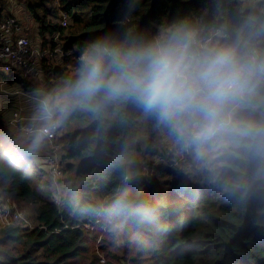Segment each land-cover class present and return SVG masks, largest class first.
Instances as JSON below:
<instances>
[{"label":"trees","instance_id":"16d2710c","mask_svg":"<svg viewBox=\"0 0 264 264\" xmlns=\"http://www.w3.org/2000/svg\"><path fill=\"white\" fill-rule=\"evenodd\" d=\"M55 1H24L28 20L19 17L29 38L26 26L37 25L43 55L48 48L62 54L60 64L41 57L50 98L76 79L97 32L151 40L188 23L213 35L208 46L236 43L245 57L264 61V0H59L53 7ZM8 12L0 0V22ZM0 69V81L23 80L25 89L20 77L34 79ZM234 111L237 140L218 150L211 170L190 175L178 165L155 167L164 132H171L133 103L74 110L56 136L64 167L59 205L32 139L0 114V195L35 210L34 219L27 215L32 227L0 225V264H264V72ZM127 197L152 215L120 214L117 201ZM119 240L124 247L116 248Z\"/></svg>","mask_w":264,"mask_h":264},{"label":"clouds","instance_id":"9594fccd","mask_svg":"<svg viewBox=\"0 0 264 264\" xmlns=\"http://www.w3.org/2000/svg\"><path fill=\"white\" fill-rule=\"evenodd\" d=\"M91 35L96 39L81 56L76 79L42 101L31 151L74 110H100L121 100L154 116L198 158L237 140L234 110L256 86L264 61L245 57L236 43L197 47L198 30L188 23L151 40ZM117 205L120 214L136 212L142 219L154 211L137 208L132 197Z\"/></svg>","mask_w":264,"mask_h":264},{"label":"rangeland","instance_id":"374dc122","mask_svg":"<svg viewBox=\"0 0 264 264\" xmlns=\"http://www.w3.org/2000/svg\"><path fill=\"white\" fill-rule=\"evenodd\" d=\"M24 1L28 2V0H24ZM24 1L23 0H6L7 12L9 11L8 14H13V15L17 14L18 17H22L23 19H27L28 15L26 14V12L24 13V10L26 11ZM59 3H60L59 0H56L55 2H53V7H59ZM60 9H62V8H60ZM64 14H66V13L63 11H60L61 17ZM67 21H68V24H67V26H68L70 23V20L68 19ZM26 27H27V31H29L28 34L31 37L30 39H31L32 55H33V57H36V59H37L39 75L36 76V74H32L34 76V79L29 77L31 75H23L22 77H20L22 79H25L26 82L29 83L28 87L26 88V89H28L31 87L29 90H26L23 87V80H17L14 82L13 85H11V83H8V82L5 83V81L4 82L0 81V90L5 91L4 92L5 94L12 95V96L18 95L19 93L23 94V92L21 90H26L29 92L37 91V92L44 93L45 96L48 97L47 96L48 93L45 92L41 86V82L43 81L42 80L41 67H40L41 66V57L42 56L43 57H49L50 61H51V59H53L57 64H60V61H62L60 55H62V54L60 53V51L57 53H53L52 50L50 48H48V49H46V52L43 55V53H41V51H40V44H42V42L40 41V39H38L37 29H34V27L37 28V25L34 24L33 28H32V26L29 24V26H26ZM203 31H204L203 29L201 31L198 30V33H199L198 43L201 47H208V45L212 42L213 35L209 38L204 37V36H202ZM46 39L48 40V42H51L53 38L50 35H46ZM56 41H57V38H56ZM0 68H2V67H0ZM17 70L20 72H25L22 69H17ZM13 86H15V87H13ZM20 86H21V90H20V88H18ZM37 86H39L40 88L36 89ZM0 95L3 96V94L1 92H0ZM32 96L34 97V95H32ZM24 97L25 96L21 95L20 99L23 100ZM34 98H37V97H34ZM48 98L50 99V97H48ZM37 99H41V101H39L41 104L43 99L42 98H37ZM1 109H3V110L5 109L8 112H10V113H4L6 116L11 115L14 112L16 113L13 115V117L15 119V123L17 126L13 125V123H12L13 119L11 120L10 126L14 127L21 134H23V133L20 132L19 130H23L22 128L25 124L30 123V122H36V121H29L28 119H25L22 116H20L22 113L21 112V106L17 102H15V100H13L11 103H8V104H2ZM0 114L2 115L1 111H0ZM18 114H20V115H18ZM3 117H5V116H3ZM38 125H39L38 127L41 126V124H38ZM14 128H12V129L16 133ZM164 135H165V138L163 139V149L159 151L160 153L166 148V146L168 145L167 143H169L171 145H175L177 143V139L172 133H168L165 131ZM34 136L35 135L28 136V137L32 138V140L34 141ZM56 136H58V127H57V131H56ZM56 138L57 137H55L52 140H49L48 138L45 137L43 139L42 142H44L45 145H46V143L49 145L48 149L44 150L45 154L47 155V157L44 158V160L40 158V156H42V154L37 151V148L35 149L34 153L32 151V153H33L32 155H33L36 163L40 166L39 170L44 172L48 176V179H50L53 182L54 198H55L56 203L59 205L61 202V195L63 193H62L61 184L60 183L58 184V181H59V179H61L63 177L64 167L60 163L61 162L60 156H59L60 145L57 143ZM33 141H32V143H33ZM171 145H169V147ZM222 146H220L219 148L214 149L213 151L209 152L203 158H198L192 150L187 149V148L182 146V150L177 151V153L174 156H172L170 160L167 157L165 159H162L164 161L163 163H165L164 165L163 164L160 165V163L156 162V160H155L154 165H155V167H160V166H169L170 167V165L171 166L178 165V166H182V168H184V170L187 173H189L190 175H195L198 172L200 173L203 170V168H205L207 166H209V168H208L209 170L212 169V167H213L212 163L216 159L217 152H218V150H220V148ZM168 148H167L166 152H168ZM157 155H158V153H157ZM52 165L54 168H57V166H59L62 173L61 174H54L50 170V167ZM144 170L146 171V176L148 175L150 178L153 179L154 170L150 169L149 167L144 168ZM7 202H11L16 206V209L18 210V212L20 214L23 215L26 222L24 223L21 221L13 220L9 224H4L2 222L1 214H0V225H2L3 227H6V226H8V225L10 226L12 224L23 223L24 225L29 226V227L34 226V224L27 217V215H28L31 219L35 218V215H34L35 210L31 205L17 204V203H15L9 199H6L4 196L0 195V204L7 203ZM119 247H124V245L122 244V242L120 240L116 244V248H119Z\"/></svg>","mask_w":264,"mask_h":264},{"label":"built area","instance_id":"2783aa9c","mask_svg":"<svg viewBox=\"0 0 264 264\" xmlns=\"http://www.w3.org/2000/svg\"><path fill=\"white\" fill-rule=\"evenodd\" d=\"M68 19L67 15L64 14L61 20L62 27L67 26ZM0 67H2L5 73H10L13 69H22L28 74L39 75L37 59L33 57L31 51L30 38L25 34L24 24L17 14H7L6 18L0 22ZM12 123L14 126H17L14 118ZM38 126L36 122H30L23 126V130L19 131L25 136H32L35 134L36 129L39 128ZM56 131L57 128L46 138L49 140L54 139ZM167 144L166 148L155 157L156 162L160 163V165L165 164L162 159L167 157L170 160L177 151L182 150V145L178 141L175 145ZM169 145L171 146L169 147ZM167 148L168 152H166ZM50 170L54 174L62 173L59 166L54 168L52 165ZM147 177L149 176L147 175ZM0 214L4 224H9L13 220L26 222L23 215L18 212L16 206L11 202L0 204Z\"/></svg>","mask_w":264,"mask_h":264},{"label":"crops","instance_id":"0c3cea01","mask_svg":"<svg viewBox=\"0 0 264 264\" xmlns=\"http://www.w3.org/2000/svg\"><path fill=\"white\" fill-rule=\"evenodd\" d=\"M13 87H15V86H13ZM18 88H20V90H21V86ZM21 91L23 92V94L19 93L18 95L12 96V95L5 94L4 93L5 91L0 90V92L3 94V96L0 95V111H1L2 115L5 116L4 118L9 122V124H11V120L14 118L13 115L16 113L14 112L13 114L6 116L4 113H10V112H8L5 109L4 110L1 109V105L11 103L13 100H15V102H17L21 106V112L22 113H21V115L20 114H18V115L22 116L25 119H28L29 121H36L37 124H42V121L40 119L41 104L39 102V101H41V99H37V98H42L44 100L46 98L45 94L41 93V92H37V91H33V92L32 91L29 92L26 90H21ZM21 95L25 96L23 100L20 99ZM32 95H34V97H37V98H34ZM47 96H48V94H47ZM43 143L44 142H41L39 144V146L37 147V151L42 154V156H40V158L44 160V158L47 157L44 150L48 149L49 145L47 143H46V145H45V143L44 144Z\"/></svg>","mask_w":264,"mask_h":264}]
</instances>
